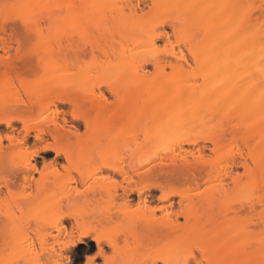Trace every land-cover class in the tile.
Here are the masks:
<instances>
[{
    "label": "bare ground",
    "instance_id": "bare-ground-1",
    "mask_svg": "<svg viewBox=\"0 0 264 264\" xmlns=\"http://www.w3.org/2000/svg\"><path fill=\"white\" fill-rule=\"evenodd\" d=\"M87 52L91 61L78 65ZM49 139L67 164L63 174L40 169L27 151ZM184 144L201 159L166 169L154 158L147 166ZM4 161L10 177H40L23 200L38 203V214L57 208L56 228L65 219L78 225L127 215L134 203L145 221L184 205L197 264H264V0H0ZM45 198L54 201L42 210ZM104 202L118 209L97 207ZM22 204L20 214L3 212L13 226L23 222ZM171 215L156 229L165 239L184 233ZM93 240L96 256L112 264L105 251L117 242L100 234ZM46 250L42 258L61 264L63 251ZM163 255L153 263L187 264Z\"/></svg>",
    "mask_w": 264,
    "mask_h": 264
},
{
    "label": "rangeland",
    "instance_id": "rangeland-1",
    "mask_svg": "<svg viewBox=\"0 0 264 264\" xmlns=\"http://www.w3.org/2000/svg\"><path fill=\"white\" fill-rule=\"evenodd\" d=\"M146 10H148L147 6L143 8V11ZM78 39H79L78 37H75L74 40L76 41ZM77 42L80 41L78 40ZM23 46L25 47V49H28L29 48L28 42L23 41ZM70 55L71 54H69L67 58L69 60L68 62L72 63V61L70 60H74V62L77 61L73 55H71L72 57H70ZM91 57L92 56L90 53L89 54L88 52L85 53L84 56H81V59L80 58L78 59L77 62L78 63L80 62L78 65L83 66L84 63L90 62ZM151 69L152 68H150L149 71ZM150 124L151 123H149L148 127L150 126ZM84 130H85L84 127H81L80 132L83 133ZM142 140L143 138L139 137L138 139L139 145H141ZM3 142H7V141L4 140ZM50 142L51 141L49 139L48 142H42L38 144L36 148L33 147V144H29V148L27 149V151L30 154H32L34 157H36L37 161L40 164V169H43L47 173L52 172L53 175L63 174L65 172V168L67 167V164L65 163V160L61 154L58 153L57 155V153L48 146V143ZM190 148L191 146L184 144L182 148H176L173 151L164 152L163 154H161L160 159L154 156L151 161L146 162L148 163L147 166L149 165L150 166L152 165L153 167L155 166L153 163L154 158H155L154 162L160 161L158 163H161V161H163V163H161L163 167L167 165L170 166V164L173 162L174 163L176 162L175 165H178L184 162V159H188L189 161H199L201 159V156L198 155L197 151L191 150ZM145 150L144 151L147 154H149L150 152L149 145L145 146ZM208 154L210 155V153ZM92 162H96V160ZM92 162L83 164L84 167L83 169H88V168L91 169L92 167H94L95 163ZM158 163L156 167L159 166ZM9 164L10 163H8V165ZM0 166H1L0 167V219L2 221L7 220L6 224L4 225L2 224L0 228V264H37L41 261L40 256L46 249L50 251L51 250L58 251L60 249L58 252L61 251L60 253H62L63 251V254L65 253V255H69V259H67L64 255L61 264H67L69 260L75 261L77 262V264H80L81 261H87L89 257L92 258L94 264H108L105 263L104 259L101 258V256L97 257L95 254L96 244L93 240L94 234H98V235L100 234L105 239L107 238L114 239L117 242L116 250L114 252L113 251L110 252L111 250L105 251L107 257H111L113 259L112 264L113 263L154 264L153 258H155V256L156 257L158 256V258H160L162 256L159 255H163V253H164L163 256H170L171 254L172 256H175V258L176 256H179L177 259L179 260L181 258L185 259L187 260V264H197V261L201 256V252L195 245V238L193 237V234H190L191 233L190 229L188 232H186L189 225L185 223V220H183L184 218L180 215L182 207L184 205H181V207L180 206L178 207V205L175 206L171 212L158 211L157 213H155V216L152 218V220L145 221L144 219L138 218L139 214L141 213V210L140 208L138 210L137 203L133 202L134 204H131V207L133 205L135 206L136 204L135 206L136 209L134 206L132 208L130 207L131 209H129V212L131 213H128L127 215H122L121 213H118L115 214V216L112 217L110 220H105L104 218H100V217L99 218L86 217L78 225L75 224L70 225L72 224L73 221L69 219L68 220L65 219L66 221L64 220L63 224L60 225L58 228H56L54 227L55 224L51 222H52L53 212H55L57 208L52 210V212L42 211L41 214H38L37 212H40V210L37 209L36 207V204L38 205V203L28 204V202L25 203L23 200L24 197L30 195V193L31 194L33 193L32 191H34L33 189L35 188V185L39 181L40 177H38V175L36 174L32 180L23 182L21 177L15 178V177H10L8 175L9 167L7 168L6 163L4 165L0 164ZM171 167H173V164L171 165ZM165 168L167 169V167ZM240 170H239V175L242 173V170L241 171ZM169 175L171 176V172ZM175 175L173 176V178L175 177L177 180L178 178L184 179L187 177H191L189 176V174L188 175L180 174V176L179 175L175 176ZM161 176L162 175H160V177ZM122 177L125 176H117L114 178H122ZM51 178L52 179L57 178L59 180L60 179L68 180V178L69 180L72 179L71 177H59V178L43 177V179L46 180H52ZM77 178L79 179L80 177H74V179ZM81 178L87 179V182L89 181L88 183H90L91 181L97 179L98 177H81ZM45 199H43L42 201H38V202H43L44 204L41 207V209L43 208L42 210L49 208L48 206L52 205L51 203L54 201V200H48L50 198L46 200ZM56 200L58 199H55V201ZM22 202L24 203V205L22 204L23 222L18 226H13L10 224L9 222L10 220L3 215L5 214L3 212L6 210V212L8 213L16 209V213L20 214L17 211V206L19 207V203ZM64 202H60L63 204V206L60 203L57 204L61 205L60 207L62 208L66 205V204L64 205ZM103 206L106 208L108 207L110 210L113 211H116L118 209V205L116 203H108V202H104L97 207L103 208ZM92 207L94 206H91V208ZM101 210L102 209H100L99 211ZM172 213H174V215ZM170 215L171 217L173 216L176 217V215H178L177 218L179 223L185 225L184 230H182V232L181 231L179 232L180 233L184 232L183 233L184 235L183 234L181 235L179 233L180 237L176 236L175 238L165 239L162 236H160V234H157L156 229L162 223H164L167 220L168 216L170 217ZM63 225L66 226L64 229L62 228L64 227ZM57 230L59 233H57ZM81 231H88L87 236H85L81 242H77L74 245H70L68 243L69 238L72 239L71 237L78 235V233H80ZM103 242L106 241H104L103 239ZM41 244L45 246V249L43 246L42 249L43 252L38 253L39 248H41L42 246ZM28 247L30 248L29 251L33 249L36 252L38 251L37 254L40 255L38 257L40 261L37 260L38 258L36 259L37 257L36 255L34 256V255L26 254V250L28 251ZM250 250L251 249H249L248 251L250 252ZM169 252H171L170 255H168ZM22 253H25L28 259H25L24 258L25 256L20 257L24 255ZM109 253H112L111 256ZM44 257L42 258L44 264L45 263L51 264V262L50 261H49L50 263L47 262L48 260L45 259ZM156 264H163V263L157 261Z\"/></svg>",
    "mask_w": 264,
    "mask_h": 264
},
{
    "label": "snow or ice",
    "instance_id": "snow-or-ice-1",
    "mask_svg": "<svg viewBox=\"0 0 264 264\" xmlns=\"http://www.w3.org/2000/svg\"><path fill=\"white\" fill-rule=\"evenodd\" d=\"M67 264H77V262L69 260ZM80 264H94V262L92 258L89 257L87 261H81Z\"/></svg>",
    "mask_w": 264,
    "mask_h": 264
}]
</instances>
